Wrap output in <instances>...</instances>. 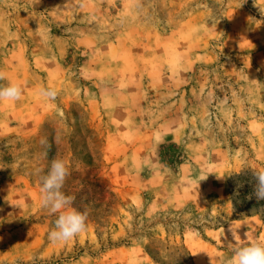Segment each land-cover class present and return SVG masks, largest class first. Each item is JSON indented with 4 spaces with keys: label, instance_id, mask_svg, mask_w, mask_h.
<instances>
[{
    "label": "rangeland",
    "instance_id": "374dc122",
    "mask_svg": "<svg viewBox=\"0 0 264 264\" xmlns=\"http://www.w3.org/2000/svg\"><path fill=\"white\" fill-rule=\"evenodd\" d=\"M0 71L23 86L0 102V264H231L264 241V206L234 201L264 171V0H0ZM54 159L87 216L67 244Z\"/></svg>",
    "mask_w": 264,
    "mask_h": 264
},
{
    "label": "clouds",
    "instance_id": "9594fccd",
    "mask_svg": "<svg viewBox=\"0 0 264 264\" xmlns=\"http://www.w3.org/2000/svg\"><path fill=\"white\" fill-rule=\"evenodd\" d=\"M6 79L3 71H0V80ZM23 95V86L19 83H9L7 86H0V102L18 101ZM36 95L44 102L54 101L58 91L54 87H41ZM69 169L61 159H54L47 174L42 177L40 193L41 206L48 210L49 214L57 215L55 228L48 233V238L53 243H64L72 241L81 233L87 231V216L73 207L74 197L63 193L62 188ZM255 178L254 195L256 199L264 200V171L254 170ZM234 242L237 233H232ZM247 238V234L245 233ZM231 264H264V241H255L247 246L233 248Z\"/></svg>",
    "mask_w": 264,
    "mask_h": 264
},
{
    "label": "trees",
    "instance_id": "16d2710c",
    "mask_svg": "<svg viewBox=\"0 0 264 264\" xmlns=\"http://www.w3.org/2000/svg\"><path fill=\"white\" fill-rule=\"evenodd\" d=\"M238 179H241V177H238ZM229 185H230V188H229L230 191L234 193L233 189L231 188V182H229ZM234 198H236L234 200L235 207L244 212L249 211L250 209H253V208L264 206V200L258 201L254 195V189H251V188L243 193H240L237 196H234ZM237 200H239L240 202L237 203Z\"/></svg>",
    "mask_w": 264,
    "mask_h": 264
}]
</instances>
